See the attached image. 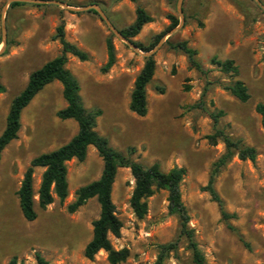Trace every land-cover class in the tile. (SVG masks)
<instances>
[{"label": "rangeland", "instance_id": "1", "mask_svg": "<svg viewBox=\"0 0 264 264\" xmlns=\"http://www.w3.org/2000/svg\"><path fill=\"white\" fill-rule=\"evenodd\" d=\"M44 1L64 5L0 0V83L4 86L0 133L10 102L25 87L30 73L60 54L61 45L53 36L63 22L65 39L88 55L80 61L67 54L65 68L78 80L84 106L101 111L96 131L112 148L131 152V158L144 166L158 163L163 172L185 169L181 199L206 264H264V128L254 110L257 103H264V10L254 0ZM258 1L264 7V0ZM13 2L21 4L11 7ZM137 5L152 21L129 41L143 47L155 42L148 51L127 45L99 13L119 31L134 21ZM169 16L178 20L171 29ZM108 38L115 63L103 72ZM181 41L196 49L203 73L171 48ZM149 51H153L155 72L146 86L147 113L140 117L128 104ZM212 57L233 60L238 74L222 73L211 64ZM235 80L246 85L248 101L240 102L222 88ZM65 105L61 84H47L22 110L17 138L1 152L0 264L12 258L17 264H36V253L47 264H111L102 250L92 260L83 254L92 222L99 215L97 201L89 199L74 212L68 211L77 189L100 176L103 161L94 147L89 146L83 161L67 163L68 195L62 202L54 198L46 208L38 206L36 192L43 171L38 167L33 175L36 219L25 220L19 208L17 190L30 160L66 143L77 131L75 121L56 116ZM218 111L222 114L217 128L241 146L256 150L254 161L233 154L214 177L222 209L231 215L227 220L203 190L214 162L225 152L221 140L212 145L206 139L214 128L210 114ZM133 187L129 168H119L111 199L122 228L119 237L109 239L114 250L128 251L126 260L117 264H152L159 245L178 239V219L168 211L164 190L146 199L147 213L137 218L129 205ZM164 264H192L184 238L178 239L176 251Z\"/></svg>", "mask_w": 264, "mask_h": 264}, {"label": "trees", "instance_id": "2", "mask_svg": "<svg viewBox=\"0 0 264 264\" xmlns=\"http://www.w3.org/2000/svg\"><path fill=\"white\" fill-rule=\"evenodd\" d=\"M131 1L135 2V0ZM20 4L19 2H13L10 6L13 7ZM169 19V29H171L177 25L178 20L173 16H169ZM151 21L152 17L145 9L137 5L134 21L119 31L125 38L130 40L140 32L145 24ZM158 38L159 36L156 39ZM53 39H57L61 45L60 54L32 71L25 87L10 102L5 127L0 133V158L3 149L17 138L21 126L22 110L38 92L53 81H58L61 84L62 97L66 104L56 112V116L61 120L71 119L75 121L77 131L61 146L33 157L25 168L17 190L19 208L23 218L27 221H33L37 217V212L34 208L35 192L33 189L35 168H43L36 195L38 206L44 209L54 201V198L62 202L67 197V163L71 160L83 161L86 158L89 146H92L103 161L102 171L96 180L77 189L74 202L68 206V211L72 213L89 199L94 198L99 204V215L92 222V235L84 247V257L92 260L102 250L107 253V259L111 264H117L125 261L128 256L126 249L114 250L109 239L110 235L119 237L122 228V223L115 214L111 191L118 169L126 167L129 168L134 179L129 205L135 216L142 218L147 213L146 199L155 191H166L168 211L178 219V239H185L191 254L192 264H206L205 257L195 240L194 230L188 224L189 216L181 199L180 182L185 175V169L173 167L167 172H163L158 163L144 166L131 158V152L122 153L112 148L108 140L95 129L96 120L101 115V111L99 109H87L84 106L80 95L79 82L65 68L67 54L76 57L80 61H85L88 58L87 53L65 39L63 22L57 26ZM134 44L136 47L148 51L155 42L150 47H143L138 43ZM171 48L181 51L187 57L191 68L201 73L204 72L202 65L197 59L196 49L189 47L186 41L173 44ZM106 52L107 61L101 68L103 72L108 71L115 63V49L111 38L106 40ZM210 62L224 74H230V76L238 74V67L231 59L219 60L216 57H212ZM154 72L155 60L153 56L145 57L142 68L134 80L128 104L129 110L137 116L143 117L147 113L146 86L152 80ZM222 88L240 102H246L250 97L246 85L240 80L222 85ZM156 89L159 93L163 92L161 87H156ZM3 91L4 86L0 83V93ZM254 110L260 116V124L264 128V103H257ZM221 114V111L210 114L214 128L213 133L207 135L206 139L212 145L217 140H221L224 144L225 152L214 162L210 177L203 190L208 192L211 199L219 205L222 218L227 220L231 215L222 209V200L214 187V177L233 154L236 153L240 160L248 159L254 161L256 150L253 147L241 146L238 140H234L222 129L217 128V121ZM178 239L159 245L156 258L152 264H164L170 252L176 251ZM35 259L36 264H47L39 253L35 254ZM8 264H17L16 259L12 258Z\"/></svg>", "mask_w": 264, "mask_h": 264}, {"label": "water", "instance_id": "3", "mask_svg": "<svg viewBox=\"0 0 264 264\" xmlns=\"http://www.w3.org/2000/svg\"><path fill=\"white\" fill-rule=\"evenodd\" d=\"M16 1H31V2H45V3H57L59 5H64L60 2H55V1H44V0H16ZM263 10L264 7H262L261 3L258 0H254ZM3 13H5V10H3ZM100 16L103 19V21L106 23L107 27L110 29L111 32H113L118 38H120L121 40H123L127 45H129L130 47H132L133 49H136V46L131 43L129 41V39L125 38L118 30L115 29V27L107 20L106 17H104L101 12ZM4 21V18L2 19ZM5 42V40H3V43ZM153 51H149L146 53V57L152 55Z\"/></svg>", "mask_w": 264, "mask_h": 264}]
</instances>
